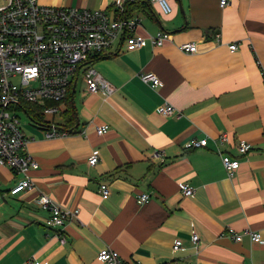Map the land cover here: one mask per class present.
Returning <instances> with one entry per match:
<instances>
[{"label":"crops","instance_id":"0c3cea01","mask_svg":"<svg viewBox=\"0 0 264 264\" xmlns=\"http://www.w3.org/2000/svg\"><path fill=\"white\" fill-rule=\"evenodd\" d=\"M39 1L104 9L116 17L111 0ZM220 1L169 0L173 10L165 14L157 3L126 0L134 2L129 17L142 19L136 34L164 30L171 39L129 49L121 32L106 52L82 64L68 97L57 104L59 120L17 107L31 119L23 129L30 137L27 151L39 166L29 172L36 188L12 195L22 174L0 165V264H105L97 257L106 247L128 263L264 264V0H229L225 7ZM192 41L197 52L179 48ZM232 43L237 49L229 48ZM90 65L115 86L114 93L89 91L83 72ZM142 71L155 72L161 85L144 83ZM165 103L181 116L159 113ZM48 124L66 134L46 138ZM104 124L110 128L99 135L96 127ZM224 131L230 140L220 144ZM205 137V147H184ZM240 139L252 144L246 155L233 147ZM156 149L165 152L164 162L153 158ZM218 149L239 157L232 177ZM94 152L99 162L91 166ZM103 182L111 188L106 199L99 192ZM182 183L194 187L193 196H183ZM142 193L151 198L140 204ZM41 194L80 209L63 230L66 244L58 229L45 226L50 212L37 205ZM230 229L258 231L263 241L244 234L237 242ZM177 240L182 247L174 250Z\"/></svg>","mask_w":264,"mask_h":264},{"label":"built area","instance_id":"2783aa9c","mask_svg":"<svg viewBox=\"0 0 264 264\" xmlns=\"http://www.w3.org/2000/svg\"><path fill=\"white\" fill-rule=\"evenodd\" d=\"M157 3L162 12L170 14L173 10L169 0H148ZM126 0H111L117 8L116 17L110 18L104 9L90 10L70 6H53L41 3L39 0H0V165L8 166L15 172L22 174V178L9 190L10 194L32 191L36 184L30 176V170L38 168V163L27 151L30 142L23 129L20 118L15 111L24 103H33L39 107L42 115L57 114L60 107L56 102L63 101L69 94L72 79L80 70L89 56L102 55L118 38L121 32L127 37L129 49H138L146 45L149 40L154 46H161L171 39V34L161 30L156 34L144 37L136 34L142 19L129 17L125 14ZM230 3L221 0V7ZM216 40H221V34H216ZM238 44L232 43L229 48L237 49ZM179 48L187 53L198 50L197 42H186ZM84 79L89 91L103 92L107 96L115 92V86L103 78L93 66L84 69ZM140 79L157 88L161 85L160 77L153 71H142ZM19 78V82L15 81ZM49 102H52L49 103ZM164 116H181V111L172 104L165 103L157 108ZM47 123V122H45ZM50 125V124H48ZM53 125V124H51ZM110 126L104 124L96 127L99 135L105 134ZM55 125L45 131L46 138L65 135ZM229 134L221 132L217 141L220 144L229 142ZM208 138H192L184 144L186 149H198L207 146ZM240 155H246L251 149L249 141L240 139L233 146ZM222 163L229 177L240 167L238 156L218 149ZM153 158L160 162L166 159L165 152L156 149ZM99 162V155L94 152L88 163L95 166ZM184 197L194 195V187L180 184ZM100 195L106 199L111 194L109 184L103 182L99 187ZM1 197V193H0ZM149 193H142L137 197L138 203L148 202ZM37 205L50 213L44 219L45 226L58 229L57 235L61 244L68 242L64 235L65 226L79 217V208L63 207L46 194H41L36 200ZM230 235L237 242L244 234L253 242L263 241L258 231L247 229L238 233L230 229ZM195 244L200 241L195 229L192 231ZM182 247V240L174 243V250ZM98 260L105 264H143L140 261L128 263L119 253L108 247L98 253ZM35 264H48L36 262ZM161 264H178L176 261H166Z\"/></svg>","mask_w":264,"mask_h":264},{"label":"rangeland","instance_id":"374dc122","mask_svg":"<svg viewBox=\"0 0 264 264\" xmlns=\"http://www.w3.org/2000/svg\"><path fill=\"white\" fill-rule=\"evenodd\" d=\"M15 81L19 82V78H15ZM15 114L19 116L22 126H24L25 128L31 127L30 125L31 119L24 109L19 108L18 110L15 111ZM44 116H45V119H47L48 121L59 120L60 118L58 114H52V115L46 114Z\"/></svg>","mask_w":264,"mask_h":264},{"label":"trees","instance_id":"16d2710c","mask_svg":"<svg viewBox=\"0 0 264 264\" xmlns=\"http://www.w3.org/2000/svg\"><path fill=\"white\" fill-rule=\"evenodd\" d=\"M132 5H134V2L133 3H131V2H126L125 3V14L127 15V16H129L131 13V7H132ZM68 97V96H67ZM66 99V98H65ZM49 103H51L52 104V102H49ZM59 103H61V102H56V104H59ZM22 107H24V108H26V110H28L29 111V109H33L34 111L36 110H38L39 109V107L37 106V105H35V104H33V103H24V104H22ZM32 111V110H31ZM31 117H32V119L35 121V122H38V123H40V124H47V123H45V122H43V121H41L42 119H41V117L38 119V117H36L34 114H31ZM71 119H73V116L71 115V117H70Z\"/></svg>","mask_w":264,"mask_h":264},{"label":"water","instance_id":"95a60500","mask_svg":"<svg viewBox=\"0 0 264 264\" xmlns=\"http://www.w3.org/2000/svg\"><path fill=\"white\" fill-rule=\"evenodd\" d=\"M79 125V119L77 118V126ZM49 127H52L53 125H47ZM56 128H59V127H56Z\"/></svg>","mask_w":264,"mask_h":264}]
</instances>
